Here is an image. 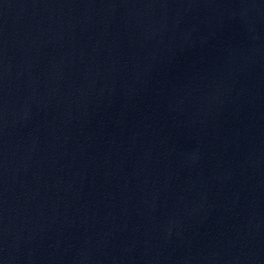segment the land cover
<instances>
[{"label": "water", "instance_id": "95a60500", "mask_svg": "<svg viewBox=\"0 0 264 264\" xmlns=\"http://www.w3.org/2000/svg\"><path fill=\"white\" fill-rule=\"evenodd\" d=\"M0 264H264V0H0Z\"/></svg>", "mask_w": 264, "mask_h": 264}]
</instances>
